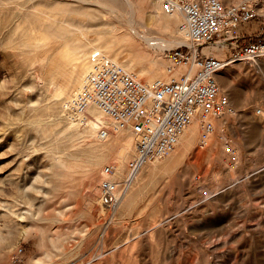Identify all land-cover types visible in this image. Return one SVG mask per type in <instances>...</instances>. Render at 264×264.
Here are the masks:
<instances>
[{"label": "rangeland", "instance_id": "1", "mask_svg": "<svg viewBox=\"0 0 264 264\" xmlns=\"http://www.w3.org/2000/svg\"><path fill=\"white\" fill-rule=\"evenodd\" d=\"M131 1L143 33L147 17L158 6L155 0ZM249 1L264 6V0ZM81 5L90 13L83 18L88 40L104 42L94 31L105 16L95 5ZM167 22L158 19L149 25L153 37L170 44L178 27H167ZM16 24V10L0 6V229L8 235L24 231L18 254L0 255V264H264V54L232 64L218 76L230 106L221 117L210 118L212 139L202 141L206 136L200 122L201 132L190 151L172 164L165 163L169 153L143 166V177L126 192L127 204L102 213L103 170L117 166L126 132L134 139V154L122 178L132 169L129 163L137 147L132 128L120 131L107 116L109 139L95 134L77 140L76 147H48L51 140L69 142L58 130L69 131L75 115L62 105L64 120L57 128L28 122L38 117L54 120L50 104L61 93L46 84L49 75L39 56L8 44ZM116 26L115 34L127 30L124 22ZM115 41L133 51L131 59L146 70L142 79L136 75L150 84L169 79V51L187 45L155 50L134 38L115 36ZM222 119L225 124L218 126ZM78 125L82 134L86 123ZM97 140L107 149H91V141ZM45 175L52 178L51 185L43 182ZM33 183L39 188L28 199L23 188Z\"/></svg>", "mask_w": 264, "mask_h": 264}, {"label": "built area", "instance_id": "2", "mask_svg": "<svg viewBox=\"0 0 264 264\" xmlns=\"http://www.w3.org/2000/svg\"><path fill=\"white\" fill-rule=\"evenodd\" d=\"M162 5L168 14L183 13L181 29L189 40L187 45L169 51L171 77L148 86L97 51L92 55L93 68L69 107L77 116L96 106L118 124L130 125L136 136L132 172L122 180L107 179L101 187V201L109 207L121 201L138 168L175 148L195 117L202 116L203 129L212 132L215 127L210 118L221 117L230 106L229 96L219 87L218 73L264 54V6L258 2L163 0ZM219 54L226 55L221 58ZM89 119L86 116L83 122ZM100 136L108 137L107 128L100 130ZM227 148L232 149L230 145ZM231 155L236 161L235 151ZM106 171L113 174L115 166L109 165Z\"/></svg>", "mask_w": 264, "mask_h": 264}, {"label": "bare ground", "instance_id": "3", "mask_svg": "<svg viewBox=\"0 0 264 264\" xmlns=\"http://www.w3.org/2000/svg\"><path fill=\"white\" fill-rule=\"evenodd\" d=\"M224 1L226 4H236L231 3L232 0ZM120 2H122L123 5L119 6ZM81 3L91 6L95 5L98 10H101V14L105 16L103 21L100 23L99 28L94 31L97 34L96 36L99 38L101 35L105 37V40H103L104 42L100 40H88L85 32L86 25L83 22V18L89 17L90 13L87 8L81 5ZM162 3L163 0H155V5L158 6V11H153L149 14V17H147L146 21V27L148 29L142 33L139 29L140 22H138L139 19L137 16V10L131 0H26L25 3L19 0H0V6L8 5L16 10L17 24L15 25L11 36L7 40L8 44L15 43V45L20 47L23 52L27 54L30 53L33 57L39 56L40 65L42 66L41 68L49 75L46 77V84L55 88L61 93L62 96L58 97L57 100L54 101V104H50V109L53 111L54 120L49 119L48 117H38L30 119L28 122L35 125H41L45 122H48L50 125L56 128L58 124L63 122L64 115L62 114V105L68 106L67 110H70V104L75 99L77 93L84 86L87 76L93 68V53L89 54L90 49H94V53L99 51L110 60H113L127 71L135 75L137 74L142 79V77H144L146 74V70L143 69L142 66L136 64L135 60L131 59L133 51H130L128 46L117 43V41H115V36H117L119 39L121 38V40H128L130 38H134L136 40L138 39L139 41L145 42L148 48L155 50L169 48L171 44L174 43L188 44L189 41L187 39L186 33L181 29L182 23L180 24L181 19H185L183 13L178 12L175 14H168L163 9ZM161 9L167 14L163 15ZM163 16H166L167 18H164ZM158 19H166L168 21L165 24L167 27L177 24L178 33L172 35V40L169 41L170 44L165 40L153 37L149 23ZM120 22H124L127 25V30L123 34H121L120 31L115 34L117 27L116 25ZM95 42H98V44H95ZM206 51H209V49ZM31 58L32 57L30 56L29 59ZM235 64H233V66H239L238 63ZM220 74H222V71L218 73L217 78L220 76ZM176 75H178V73H176ZM152 83L150 84L146 81L145 84L150 86ZM71 110L68 112L73 114ZM86 116L90 118V121L86 123V126H84V132L81 134V132H79L78 124L84 121V117ZM71 122L72 125L69 131H62L61 129L58 130V132L61 131V139L70 137L68 139L69 142L67 143L66 141L62 140H51L47 142L48 147L52 146V149L58 148L59 151L65 145L68 147H76L77 144L75 142L77 140L90 137L95 134L98 135L99 139L107 140L108 137L110 138V134L112 133L107 128L108 137L102 138L100 136V130L105 125H107L110 120L107 118V116H105V113H103L102 110L96 106L89 107L86 111V114L84 115H75ZM200 122L202 124L203 119H201L199 115L195 117L185 128L184 132L180 135L175 148L170 152L171 156L165 163H174L178 157L185 155L195 146V143L201 132L199 126ZM225 122V119H222L218 121L217 125L223 126ZM118 126L120 131L126 130V127H131L130 125L122 126L121 124H118ZM204 132V135H206L204 140H202L204 142L210 138L212 139L215 136L214 130L212 132L204 130ZM122 136V138L127 141L124 150L118 154L117 166L114 165L115 176L110 179L109 177L114 173H107L105 168L103 170V175L105 178L101 183V187L107 179L112 181L125 176L127 163L131 158V153L134 154V139L127 132L122 134ZM55 144H57L56 148H54ZM90 144L93 145L91 149H107L106 144L102 145L98 140L91 141ZM214 145H216L215 142L211 148H213ZM129 149H131L130 153ZM197 155L199 156L201 153H197ZM130 172H132V169ZM144 173L145 169L143 166L134 172L132 180L126 189L124 196L116 205L115 209L121 207L122 204L123 206L127 204L129 197L127 195L128 193L126 194V192H128V190H130L133 185L143 177ZM43 177H45L43 180L44 183L48 185L52 184V178L50 176L48 178L46 175ZM10 181L14 182L15 179L11 176ZM38 188L39 185L36 183H33L27 188L24 187L23 192L25 197L30 199L32 192ZM100 205L102 213H105L110 209L109 206L103 204L101 200ZM23 235L24 231L18 232L16 234L14 233L13 235H8L5 234V231L0 229V255L9 252L10 255H17V245L18 242L21 241Z\"/></svg>", "mask_w": 264, "mask_h": 264}]
</instances>
